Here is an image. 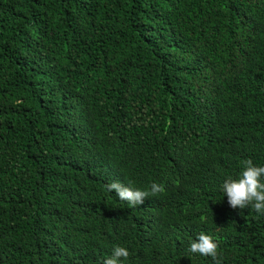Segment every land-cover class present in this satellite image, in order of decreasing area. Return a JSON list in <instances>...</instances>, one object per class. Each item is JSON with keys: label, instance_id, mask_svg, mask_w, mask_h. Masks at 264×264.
I'll use <instances>...</instances> for the list:
<instances>
[{"label": "trees", "instance_id": "obj_1", "mask_svg": "<svg viewBox=\"0 0 264 264\" xmlns=\"http://www.w3.org/2000/svg\"><path fill=\"white\" fill-rule=\"evenodd\" d=\"M248 159L264 0H0V264H264V215L222 191Z\"/></svg>", "mask_w": 264, "mask_h": 264}, {"label": "clouds", "instance_id": "obj_2", "mask_svg": "<svg viewBox=\"0 0 264 264\" xmlns=\"http://www.w3.org/2000/svg\"><path fill=\"white\" fill-rule=\"evenodd\" d=\"M264 166H256L251 159L244 161V167L239 178L227 179L222 185V191L227 197L232 209L243 210L249 206L259 214L264 215ZM109 191H114L123 201H128L132 206L142 204L149 192L134 190L119 182H113L106 186ZM163 191L162 186L153 184L151 193L157 194ZM218 245L212 236L201 233L197 239L191 242L188 251L193 254L217 257ZM129 251L122 246L113 249V255L107 258L104 264H121V258L127 259ZM219 264V261H217Z\"/></svg>", "mask_w": 264, "mask_h": 264}]
</instances>
